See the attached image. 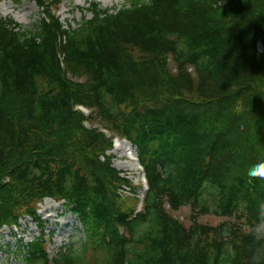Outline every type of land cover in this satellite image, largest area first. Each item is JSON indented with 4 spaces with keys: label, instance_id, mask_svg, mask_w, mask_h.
Segmentation results:
<instances>
[{
    "label": "trees",
    "instance_id": "16d2710c",
    "mask_svg": "<svg viewBox=\"0 0 264 264\" xmlns=\"http://www.w3.org/2000/svg\"><path fill=\"white\" fill-rule=\"evenodd\" d=\"M35 2L30 28L0 18V229L37 223L25 264H264V0L91 2L74 27ZM76 105L136 148L140 212ZM45 198L81 226L52 256Z\"/></svg>",
    "mask_w": 264,
    "mask_h": 264
},
{
    "label": "rangeland",
    "instance_id": "374dc122",
    "mask_svg": "<svg viewBox=\"0 0 264 264\" xmlns=\"http://www.w3.org/2000/svg\"><path fill=\"white\" fill-rule=\"evenodd\" d=\"M50 1V2H49ZM127 0H61L56 6L51 3L54 0H45L48 5H52L53 9H57L56 14L59 16L60 23L66 27L68 24L73 26L80 22L83 18L89 19L91 15L90 3H98L103 8H118ZM55 4V3H53ZM45 15L44 9L39 7L35 0H0V18L11 19L23 28H30L37 23ZM258 51H261V45L257 44ZM173 66L171 65V68ZM71 78V76H69ZM73 81H83V78H72ZM91 115L87 127L105 130L109 128L103 120L95 118V110L89 108ZM92 117V118H91ZM107 137L121 139V137L110 129L105 131ZM129 146L130 159L122 156L120 151L113 149L107 154H112V167L119 171L122 176L130 182L131 186L137 187V197L141 203L145 187L140 185L142 178L141 168L136 160V148ZM133 165V169H129V163ZM145 186V184H144ZM124 198L130 197L129 189L124 188L121 193ZM131 198H133L131 196ZM38 215L44 228L45 240H47V252L52 256L60 247L69 243H75L81 234L79 221L75 216L65 211L61 203H57L51 199H44L40 204L36 205ZM46 209V210H45ZM172 213V212H171ZM173 217L189 225L190 210L189 207L180 209L172 213ZM22 218V217H21ZM224 219L206 215L198 219L199 223L215 226ZM66 227V228H65ZM68 229V230H67ZM67 232V233H66ZM37 223L32 222L29 218L19 221V226L14 228L4 227L0 230V264H25L22 253L26 244L30 243L34 237L39 236Z\"/></svg>",
    "mask_w": 264,
    "mask_h": 264
},
{
    "label": "bare ground",
    "instance_id": "6f19581e",
    "mask_svg": "<svg viewBox=\"0 0 264 264\" xmlns=\"http://www.w3.org/2000/svg\"><path fill=\"white\" fill-rule=\"evenodd\" d=\"M114 149L116 151H120L122 156L128 157L130 159V156H129L130 155V153H129L130 152L129 151L130 149H129V146H128V143L127 142H125L123 140L115 139ZM128 163H129L128 168L129 169H133V165L130 162H128ZM35 218H37V217H35Z\"/></svg>",
    "mask_w": 264,
    "mask_h": 264
}]
</instances>
